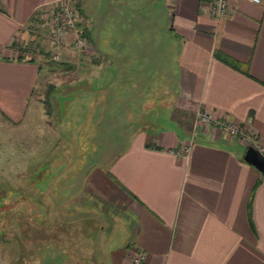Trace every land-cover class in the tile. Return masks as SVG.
<instances>
[{"label": "crops", "instance_id": "crops-1", "mask_svg": "<svg viewBox=\"0 0 264 264\" xmlns=\"http://www.w3.org/2000/svg\"><path fill=\"white\" fill-rule=\"evenodd\" d=\"M57 1L0 0V124L8 130L33 117L50 128L55 116L43 104L62 94L40 64L48 48L37 13ZM67 2L86 46L76 65L61 63L77 76L64 87L86 121L68 140L57 133L66 152L82 154L71 159L77 191L57 196L56 230L74 225L104 264H131L137 253L138 264H264V176L241 160L246 147L235 138L191 131L195 110L209 111L252 134L264 154V0H232L216 19L204 0ZM22 46L34 47L33 58H22ZM55 162L61 174L70 163ZM29 205L55 264L51 215Z\"/></svg>", "mask_w": 264, "mask_h": 264}, {"label": "rangeland", "instance_id": "rangeland-1", "mask_svg": "<svg viewBox=\"0 0 264 264\" xmlns=\"http://www.w3.org/2000/svg\"><path fill=\"white\" fill-rule=\"evenodd\" d=\"M39 33L41 38L43 36L42 32L40 31ZM46 38L47 34L45 40H43L45 41V48L48 44ZM42 45L38 46L37 49L40 47L44 48V45ZM24 47L22 46L21 48ZM21 50L22 54L28 52L31 57L34 56L32 52L35 49L32 46ZM74 53H67L65 56L62 53L57 61L51 60L48 52L46 55L43 54V57H40V64L51 69L48 79H46L53 82V84L54 82H59L57 92L62 94L49 95L47 100L44 101V109L49 111L52 108L54 110L53 113L55 112V116H48L49 119L47 118L50 128L42 127L43 121L35 117H33V122L27 123L25 127H21L18 130H8L0 124V264H47L46 257L43 254L46 251L48 240H45V236L39 229H34L31 226V220L26 217L27 212L32 209L29 201L34 204L35 209L44 210L51 215L53 229L51 241L53 248L56 249L54 251L55 264L61 263L63 260L62 254L66 260L62 264H104V262H99V260L103 261L106 255L101 254L100 251L96 252L97 247L90 245L93 240L83 239L78 236L76 239L77 232L74 230V225L67 233L56 230L59 224L54 215V213L59 211L57 196L71 195L77 191L79 187L77 179L79 176L74 177V180L71 176L72 169L74 170L71 159H76L82 154L80 151L66 152L65 146L67 144L62 142V140L57 143V133L61 132L62 138L68 140L69 136L81 131L86 121L82 110L77 109L80 104L69 102L71 99L67 97V89L64 87L65 82L77 77L69 68L65 70L61 66L62 62L76 65L78 54ZM46 90L47 88H41V96L43 98H45ZM111 120L112 123L114 121L115 125L119 124L114 117ZM195 122L196 119L193 116L192 130ZM54 130L55 140H53ZM25 131H28L29 136H31V138L27 139V141L29 140L27 144L21 138ZM209 131L213 134H219L214 128L210 127L202 132ZM114 132L110 133V136L117 133L116 131ZM109 140L110 142L103 144L105 147L113 142L112 138H109ZM54 143L55 148L53 146ZM101 145L100 143L99 149H95L94 159L101 158L102 152L105 151ZM108 150L115 152L117 148L109 147ZM244 150V148H240L241 155ZM57 157L64 159V161H70L63 171V174L65 173L64 177H62L63 174L60 172L62 168H59V163L63 164V162L62 160H57L59 163L56 166L55 158L57 159ZM46 196H49L47 203H45ZM88 227H91L89 223ZM96 229L97 227L91 228L94 234L97 232ZM49 236L48 234L47 239H49ZM62 245L64 247L59 249ZM114 246L113 244L112 246L101 245L100 248L103 253L105 249L111 250Z\"/></svg>", "mask_w": 264, "mask_h": 264}, {"label": "built area", "instance_id": "built-area-1", "mask_svg": "<svg viewBox=\"0 0 264 264\" xmlns=\"http://www.w3.org/2000/svg\"><path fill=\"white\" fill-rule=\"evenodd\" d=\"M232 0H204L208 14L213 19L224 16L229 10V3ZM252 4L260 3L262 0H246ZM37 16L40 19V24L47 31V48L51 60H59L61 57V50L65 46H69V53H74L78 49L86 46V41L80 37L74 27L76 18L75 11L70 8L67 0H59L57 2H50L44 9L39 10ZM71 34L72 38L68 36ZM22 49H25L22 48ZM22 51V50H21ZM24 51V50H23ZM27 52V51H26ZM21 53V52H20ZM22 58L26 61L31 59L27 53H21ZM196 122L194 123L193 133L198 131H205L206 128H214L220 135L227 138H235L238 143L244 147H254L259 153H262L263 148L257 145L254 141L255 138L252 134L244 133L243 130L232 122L226 120L224 117L215 118L209 111L196 109L194 113ZM142 254H135L131 258V264H138L142 260Z\"/></svg>", "mask_w": 264, "mask_h": 264}, {"label": "water", "instance_id": "water-1", "mask_svg": "<svg viewBox=\"0 0 264 264\" xmlns=\"http://www.w3.org/2000/svg\"><path fill=\"white\" fill-rule=\"evenodd\" d=\"M241 160L251 165L260 175L264 176V157L254 147L247 146L241 156Z\"/></svg>", "mask_w": 264, "mask_h": 264}]
</instances>
